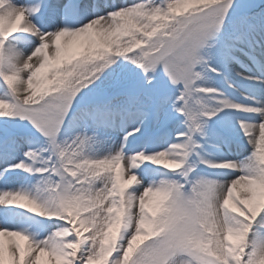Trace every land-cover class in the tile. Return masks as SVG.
Returning <instances> with one entry per match:
<instances>
[{
	"label": "snow or ice",
	"instance_id": "obj_1",
	"mask_svg": "<svg viewBox=\"0 0 264 264\" xmlns=\"http://www.w3.org/2000/svg\"><path fill=\"white\" fill-rule=\"evenodd\" d=\"M0 183V264H264V0H0Z\"/></svg>",
	"mask_w": 264,
	"mask_h": 264
},
{
	"label": "rangeland",
	"instance_id": "obj_2",
	"mask_svg": "<svg viewBox=\"0 0 264 264\" xmlns=\"http://www.w3.org/2000/svg\"><path fill=\"white\" fill-rule=\"evenodd\" d=\"M251 147V146H250ZM11 186V185H10ZM4 187V185L2 183H0V189H2Z\"/></svg>",
	"mask_w": 264,
	"mask_h": 264
}]
</instances>
